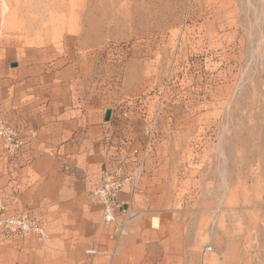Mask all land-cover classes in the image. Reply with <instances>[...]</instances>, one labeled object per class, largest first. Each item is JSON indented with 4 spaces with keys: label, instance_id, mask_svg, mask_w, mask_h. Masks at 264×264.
<instances>
[{
    "label": "rangeland",
    "instance_id": "374dc122",
    "mask_svg": "<svg viewBox=\"0 0 264 264\" xmlns=\"http://www.w3.org/2000/svg\"><path fill=\"white\" fill-rule=\"evenodd\" d=\"M59 112L109 154L143 138L125 232L79 258L0 230V264H264V0H0V148Z\"/></svg>",
    "mask_w": 264,
    "mask_h": 264
},
{
    "label": "crops",
    "instance_id": "0c3cea01",
    "mask_svg": "<svg viewBox=\"0 0 264 264\" xmlns=\"http://www.w3.org/2000/svg\"><path fill=\"white\" fill-rule=\"evenodd\" d=\"M48 119L42 126V135L36 138L37 132L32 133L17 152L0 148V189L8 207L18 210L30 207L41 214L49 235V240L43 241L44 246L55 242L58 246L53 249L57 252L77 254L81 258L82 253L102 248L103 242L117 240L112 236V226L105 223L102 204L92 190L101 183L105 171L121 167L126 174L134 170L142 155L144 140L140 133L135 134L129 139L126 152L109 154L103 143L82 140L75 128L66 130L60 112ZM106 132L109 133V127ZM134 196L130 189L118 194L122 205L117 213L118 221L130 210ZM123 208L127 209L125 215ZM17 240L6 251H30L24 241L17 243ZM105 248L108 252L109 247ZM174 250L177 252L178 248ZM172 254L155 264H181L177 258L173 259L177 254ZM192 264L203 263L192 259Z\"/></svg>",
    "mask_w": 264,
    "mask_h": 264
},
{
    "label": "built area",
    "instance_id": "2783aa9c",
    "mask_svg": "<svg viewBox=\"0 0 264 264\" xmlns=\"http://www.w3.org/2000/svg\"><path fill=\"white\" fill-rule=\"evenodd\" d=\"M0 139L7 143L21 144L16 130L0 120ZM140 169L137 167L129 173H123L121 167L105 171L101 183L92 190L93 196L102 204L103 218L106 224L112 226V236L119 237L125 232V223L117 220L118 210L122 207L118 199L120 192L130 189L137 190ZM127 209H122L126 214ZM0 230L10 235H37L39 240L47 239V231L42 222L31 219L27 212L9 213L6 211L0 193Z\"/></svg>",
    "mask_w": 264,
    "mask_h": 264
},
{
    "label": "water",
    "instance_id": "95a60500",
    "mask_svg": "<svg viewBox=\"0 0 264 264\" xmlns=\"http://www.w3.org/2000/svg\"><path fill=\"white\" fill-rule=\"evenodd\" d=\"M18 63L17 62H14L11 64V66H17ZM111 119V110H108L107 113H106V116H105V120L106 121H109Z\"/></svg>",
    "mask_w": 264,
    "mask_h": 264
}]
</instances>
